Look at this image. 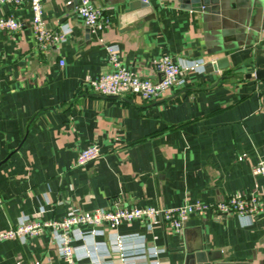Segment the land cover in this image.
Wrapping results in <instances>:
<instances>
[{"label":"crops","instance_id":"crops-1","mask_svg":"<svg viewBox=\"0 0 264 264\" xmlns=\"http://www.w3.org/2000/svg\"><path fill=\"white\" fill-rule=\"evenodd\" d=\"M92 2L110 18L97 33L76 14V0H42L46 27L71 30L44 50L28 4L2 9L22 27L0 31V230L24 216L59 220L71 208H161L254 193L263 211L252 216L206 211L192 214L180 232L156 219L152 228L133 222L117 233L130 256L156 246L159 264H183L180 247L200 227L211 264H264V176L253 173L264 160V79L248 76L264 57V0H149L129 18L138 0ZM107 45L153 80L160 54L179 63L205 58L206 66L155 100L103 96L89 82L112 68ZM90 144L101 157L77 166ZM115 233L73 234L77 263L88 264L83 245L98 244L106 264H119ZM0 264L64 262L45 230L27 242H1Z\"/></svg>","mask_w":264,"mask_h":264},{"label":"built area","instance_id":"built-area-1","mask_svg":"<svg viewBox=\"0 0 264 264\" xmlns=\"http://www.w3.org/2000/svg\"><path fill=\"white\" fill-rule=\"evenodd\" d=\"M76 1V14L90 27L92 32H101L108 26L110 18L103 8L96 6L92 0ZM22 4H28L31 9L33 30L37 46L40 49L44 50L50 45L61 43L67 39L70 29L61 27L59 30L52 31L46 27L42 0H0V31L15 33L21 29L20 21L11 14L3 13L2 9L7 5L20 6ZM105 50L112 68L89 82L93 91L103 96L131 94L143 100H155L161 98L170 89L185 84L186 77L190 72H202L206 66L205 58L179 63L168 54H160L153 60V66L159 78L153 80L124 66L119 59L116 45H107ZM60 64L63 65L64 61H60ZM100 157L99 147L96 144H90L79 152L75 163L77 166H81ZM253 173L264 176V160L258 161L253 168ZM206 211H210L218 217L228 213L245 217L262 212L263 206L254 193L236 192L222 201L195 200L178 206L161 208L134 205L112 209L95 208L90 212H79L71 208L59 220L39 221L24 216L14 226L0 230V243L14 239L27 242L28 239L38 237L45 230H49L57 243L59 256L64 264H78L77 258H80L81 254H78L72 245L73 234L86 240V235L94 238L106 227L116 232L115 247L120 256L119 264L144 261L149 257L153 259V264H159L157 257L161 249L156 246H152L149 253L128 255L125 241L117 233V228L122 224L133 222L152 228L153 222L160 219L174 231L180 232L183 231L186 221L192 214ZM84 226L89 228L87 232L81 229ZM101 251L98 244L92 247L83 245L81 253L87 259L88 264H106L104 257L99 255ZM107 252L109 253V251Z\"/></svg>","mask_w":264,"mask_h":264},{"label":"water","instance_id":"water-1","mask_svg":"<svg viewBox=\"0 0 264 264\" xmlns=\"http://www.w3.org/2000/svg\"><path fill=\"white\" fill-rule=\"evenodd\" d=\"M139 2L136 5H130L128 9V18L134 12L135 6H138L141 9L149 7V2L144 0H138ZM194 5L203 4V0H192ZM137 7V8H138ZM137 16V15H136ZM257 68L252 74H248L249 77H256L259 80L264 79V57H258L256 60ZM195 234V240L193 242H185L183 246L180 247V250L185 252L183 264H211L212 253L205 250L204 243L202 241V231L200 227H197L195 230L191 231Z\"/></svg>","mask_w":264,"mask_h":264}]
</instances>
